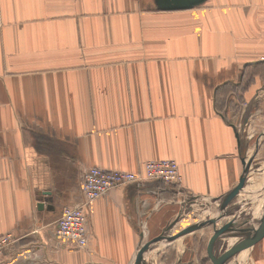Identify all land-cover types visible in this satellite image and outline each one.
Segmentation results:
<instances>
[{
	"label": "crops",
	"instance_id": "0c3cea01",
	"mask_svg": "<svg viewBox=\"0 0 264 264\" xmlns=\"http://www.w3.org/2000/svg\"><path fill=\"white\" fill-rule=\"evenodd\" d=\"M158 159L177 162L179 183L111 188L87 210L86 247L57 236L85 170ZM247 186L258 208L264 0H0V236L13 238L0 264H209L186 252L191 233L231 220L216 226ZM204 203L220 207L214 222L193 214Z\"/></svg>",
	"mask_w": 264,
	"mask_h": 264
},
{
	"label": "built area",
	"instance_id": "2783aa9c",
	"mask_svg": "<svg viewBox=\"0 0 264 264\" xmlns=\"http://www.w3.org/2000/svg\"><path fill=\"white\" fill-rule=\"evenodd\" d=\"M143 181H160L166 184L180 182L179 167L175 160H148L142 172L106 170L91 167L83 172L81 200L76 206H66L57 220V236L71 246L85 247L89 240L87 210L102 194L114 187ZM11 235L0 236V254L12 243Z\"/></svg>",
	"mask_w": 264,
	"mask_h": 264
},
{
	"label": "rangeland",
	"instance_id": "374dc122",
	"mask_svg": "<svg viewBox=\"0 0 264 264\" xmlns=\"http://www.w3.org/2000/svg\"><path fill=\"white\" fill-rule=\"evenodd\" d=\"M256 187L257 186H247L248 188L247 192H244V191L242 192V189H241L240 190V192H242L241 194H239L240 192H238L235 195H233V197H231L230 199H227L225 201V204L227 205V208L229 207V209L232 210V212L228 216L222 217L218 221L216 226H220L225 221L232 219V216L234 215L242 216L244 214H247L248 210L249 211L251 210V207L256 206L257 205L256 203L258 202V199L256 197H258V194H253L254 188ZM206 203L203 204V207H202V204H197V206H194L195 208H194L193 214L194 215L200 214V216L206 215L210 218L212 217L216 218L218 217L219 214H221L218 212L220 207H218L217 204L214 205V203H212L210 205H207ZM193 214H191V216ZM191 216H189V218ZM262 225H264V222L262 223ZM212 233H213V226L211 225L204 229H200L199 231L191 233L192 235L195 236L193 240L194 248L192 249L188 248L186 249V252L188 254L190 252L191 253L193 252V254L195 255V260L197 262L198 260H200V257L206 256L209 259V264H214L208 252V247L206 246L207 240L209 239L208 237L210 235H213ZM244 237H245L244 233H240V234H236V235H232V236H228L223 239H220L219 246L223 249L224 253L230 257V260L232 261L231 264H257L256 262H257L258 256L260 255L259 252L261 251V248H260L261 244H264V228H262L260 232L255 231L254 234L252 235L250 246L246 252V254H248L247 256L249 257L247 263L241 262L242 260H244V254H245L243 251ZM87 245L88 243L86 244V246Z\"/></svg>",
	"mask_w": 264,
	"mask_h": 264
},
{
	"label": "water",
	"instance_id": "95a60500",
	"mask_svg": "<svg viewBox=\"0 0 264 264\" xmlns=\"http://www.w3.org/2000/svg\"><path fill=\"white\" fill-rule=\"evenodd\" d=\"M206 0H155V5L157 8L161 10H182V9H190L196 6L201 5ZM242 185V180L232 189L225 192L222 196L218 198V200H224L227 197L234 194ZM50 192H44V195H49ZM47 198H44L46 201ZM39 207H43V203L39 204ZM228 213V212H227ZM216 219H211V222H214ZM209 221V222H210ZM264 222V198L260 203L257 210L252 213L249 217H244L243 219L233 217L231 220L227 221L220 228L215 229L213 235L210 237L208 242V252L212 257L214 264H230V257L228 255H223L222 252L217 247V242L225 237L244 233V243H243V251H244V260L246 259V252L250 246V242L252 239V235L258 228L261 227ZM207 224L206 222L196 226H189L183 229L181 232L176 234L175 237L185 234L188 231H192L196 229L198 226H203ZM163 238V236H158L151 241H149L138 253V258L141 257L142 253L150 248L152 244L156 241Z\"/></svg>",
	"mask_w": 264,
	"mask_h": 264
},
{
	"label": "bare ground",
	"instance_id": "6f19581e",
	"mask_svg": "<svg viewBox=\"0 0 264 264\" xmlns=\"http://www.w3.org/2000/svg\"><path fill=\"white\" fill-rule=\"evenodd\" d=\"M256 206H254L247 214H249V213H254L256 210H257V208H255ZM259 207V206H258ZM253 211V212H252ZM247 214H245V215H247ZM245 215H242V216H240V219H243L244 218V216ZM223 239V238H222ZM219 243V244H218ZM220 245V240L217 242V246H218V248H220V250H221V252H222V254L223 255H225V253H224V251H223V249L219 246ZM232 263V261L230 260V264ZM240 263V262H239Z\"/></svg>",
	"mask_w": 264,
	"mask_h": 264
}]
</instances>
